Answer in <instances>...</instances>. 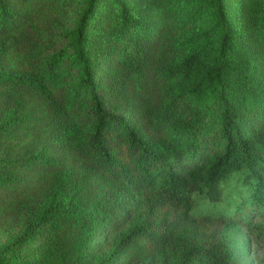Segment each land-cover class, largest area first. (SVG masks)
Instances as JSON below:
<instances>
[{
    "label": "trees",
    "instance_id": "16d2710c",
    "mask_svg": "<svg viewBox=\"0 0 264 264\" xmlns=\"http://www.w3.org/2000/svg\"><path fill=\"white\" fill-rule=\"evenodd\" d=\"M41 2L17 0L14 8L0 0V35L18 37L22 63L32 71L15 77L19 94L46 108L24 125L59 128L81 165L51 157L31 167L0 162V207L35 188L53 189L59 201L37 226L52 222L65 232L58 264H84L90 239L74 229L84 214L97 213L93 228L114 234L135 219L130 208L139 202L143 213L114 254L123 251L122 264L148 256L237 264L223 240L226 225L264 229V23L239 36L224 0H210L211 25L193 34L194 17L180 18L175 0L149 7L144 0L135 14L121 0H107L111 7L100 14V0H88L70 51L47 57L30 26ZM99 47L107 55L120 50L117 59L96 65ZM106 99L131 103L135 120ZM0 264L17 263L0 251Z\"/></svg>",
    "mask_w": 264,
    "mask_h": 264
},
{
    "label": "rangeland",
    "instance_id": "374dc122",
    "mask_svg": "<svg viewBox=\"0 0 264 264\" xmlns=\"http://www.w3.org/2000/svg\"><path fill=\"white\" fill-rule=\"evenodd\" d=\"M14 1L12 0V7L16 8L17 0ZM121 1L133 14L134 11L146 6L144 0H139L138 3V0ZM175 1L180 18L184 20L194 17L196 24L190 33H204L209 29L213 18L210 0ZM150 2L154 0H148V7ZM224 3L227 16L239 36L248 35L263 26L264 0H224ZM87 7L88 0H42L41 7L34 10L30 26L41 39V43L48 46L47 57L54 54L63 57L70 51L73 33ZM108 7H111V4L107 3V0H100L97 12L104 13ZM91 30V33H96L99 28ZM119 52L120 50L107 55L99 47L93 57L96 65L107 67L117 59ZM22 61L18 37L0 35V162L8 159L18 164H29L27 167H31V162L38 164L41 158L51 157L63 161L67 167H80L81 164L66 150L64 135L59 128L24 125L27 117L43 118L46 108L43 104L19 94V85L15 86L14 82L15 77L32 76V71ZM106 103L131 121L135 120L131 103L110 102L108 99ZM3 130L11 131V138L5 133L2 136ZM20 174L24 178L27 176L26 172ZM50 181L51 179L47 181V186ZM36 182L41 185L42 180L37 178ZM57 197L50 187L47 189L39 187L19 203L10 207H0V251L4 252L8 259L17 264H58L57 244L65 232L57 231L52 222L37 226L38 217L52 201H59ZM130 209L133 210L135 219L125 229L114 234H107L99 225L93 228L94 219L91 217L97 213L90 210L88 214H84L86 218L85 222H82L83 226L78 224L74 228L78 233H85L87 230L84 238L90 239L89 249L85 251L84 264H122L123 251L118 256L114 254L122 237L136 224L144 208L139 202ZM30 226L32 230L27 234V228ZM223 240L237 264H264V229H249L237 223H230L224 229ZM125 264L173 263L168 256L162 259L148 256Z\"/></svg>",
    "mask_w": 264,
    "mask_h": 264
}]
</instances>
